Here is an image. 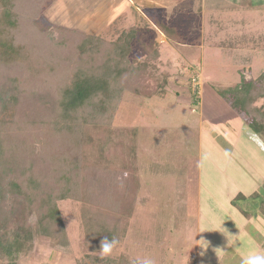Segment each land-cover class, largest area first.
Wrapping results in <instances>:
<instances>
[{"label": "rangeland", "instance_id": "374dc122", "mask_svg": "<svg viewBox=\"0 0 264 264\" xmlns=\"http://www.w3.org/2000/svg\"><path fill=\"white\" fill-rule=\"evenodd\" d=\"M249 1L259 8L232 9L228 0H220L221 11L213 10L212 0H16V10L24 9L21 18L33 14V24L19 29L16 39L40 66L53 53L52 45L75 35L68 31L112 42L120 31L137 26L143 38L154 37L160 55L147 68L151 72L119 78L121 90L107 129L81 125L74 147L91 162L85 183L84 174L44 157L23 152L21 159L7 160L5 155L0 162V264H240L254 250L245 223L264 198L258 180L264 177V139L224 96L264 68V0ZM26 7L34 12L25 13ZM218 15L219 26L213 23ZM154 16L174 26L180 38L167 39ZM249 34L252 39H245ZM140 45L135 43L129 55L133 64L146 60ZM34 74L19 62L0 63L5 100L0 118L8 122L15 143L21 136L12 127L29 124L33 129L22 139L29 138L39 151L40 122L44 114L52 116L55 98ZM163 76L167 80L160 86ZM225 120L241 128L235 145L228 143ZM86 133L91 134L88 143ZM97 138L104 141L100 151L90 149ZM49 147L43 150L56 152ZM32 175L39 195L56 196V222L28 213L24 198L6 189L14 180L26 186ZM69 178L78 183L77 196L64 188L74 185ZM118 188L130 196L127 210L116 219L106 211ZM59 190L67 196L58 198ZM239 193L244 197H236ZM104 216L112 220L107 228L116 229L111 238L118 243L101 258Z\"/></svg>", "mask_w": 264, "mask_h": 264}, {"label": "trees", "instance_id": "16d2710c", "mask_svg": "<svg viewBox=\"0 0 264 264\" xmlns=\"http://www.w3.org/2000/svg\"><path fill=\"white\" fill-rule=\"evenodd\" d=\"M15 3L16 0H0V63L8 65L19 62L20 65H24L28 70L33 71L35 73L34 77L43 80V84L49 87L50 95L55 98V103L52 116L44 114L41 119L43 122H40V134L38 133L37 138L42 143L39 151L31 146L30 142L32 141L29 138L22 139L23 132L27 133L33 129L31 126L32 129L29 128V124L23 123L22 125L19 122V124L16 123L15 127H12V131L18 132L21 136V141L16 138L19 142L15 143L9 136L11 130L10 127L6 126L8 122L6 123L5 118H0V162L5 155L7 160L8 156L21 159L23 152L24 155H37L46 158L50 163L59 164L61 167L68 166L76 173H80L79 175L84 174L85 178L82 182L85 183L87 173H84V171H87L91 162L88 164V162L83 161L84 154L82 153L83 158L80 155L78 156L74 147L78 144L81 125H87L90 131L95 129L92 128L93 123L96 126L99 125L101 130L103 128L107 129L121 90L119 78L121 79L125 74L132 75L135 72L141 73L140 75H143L144 72H151L147 68L160 55L159 45L153 36L149 39L146 36L143 38L144 34L137 26H131L128 30L120 31L112 42H104L92 35L80 36L74 31H68V33L75 34L72 37L79 36L80 40L75 42L72 37L71 39H69L70 37L63 38L60 39V41L64 40L63 42L55 43L56 48L51 44L50 51L53 53L50 56H44L45 63L40 66L37 64L39 62L37 57H34L36 60L29 57L28 46L16 39L19 29H24V26L29 25L27 22L33 24L31 21V15L33 14L28 16L26 14L21 18L20 12L24 9L16 10ZM26 8L25 13L34 12L30 7ZM154 21L158 30L167 39L180 38L174 26L155 16ZM261 41L264 43V36ZM135 43H140V48L146 53V60L143 63L133 64L132 61L128 60ZM38 68L46 70L42 72L37 70ZM48 71L50 72L48 73ZM166 80L167 77L163 76L159 85L162 86L166 83ZM226 93L227 95L224 94V96L227 103L235 111L243 113L246 116L245 122L248 127L264 139V68L256 78L249 80L242 78L239 86H236L233 91L228 90ZM257 101H261V103L257 104ZM0 103V113L3 116L4 110L2 107L5 105V100L1 94ZM98 119H101V122ZM33 126L39 127V122H35ZM90 133L84 135L86 143L89 142ZM93 143L90 149L94 148L96 151H100L104 141L102 138H97ZM68 145L73 147H69V149L66 147ZM46 146H50L49 149H54L56 152H45L43 149ZM20 147L23 149L22 152ZM26 181H29L26 186H22L15 180L9 181L6 189L14 194L21 195L27 204V212L34 211L38 219H44L43 217L46 216L55 219V222L59 220L58 212L55 211L53 203L56 196L51 195L49 192L39 195L36 187L37 182L33 175L29 176ZM67 183H73V179L69 178ZM73 184L71 186L66 185L64 188L68 190L69 194L74 193L77 196L76 186H78V183L74 182ZM117 191V193H114L116 196L114 200L108 198L110 204L106 211V215L116 214V219L119 217V213L122 214L127 210L125 209V206L128 205L126 200L127 196H130V192L126 188L125 190L118 188ZM56 195H58V198L67 196L64 190H59ZM236 197L242 198L244 195L239 193ZM129 200L130 197L128 202ZM102 220L104 237L113 239L111 235L116 233V229L107 228L112 220H108L106 216ZM19 246L20 243L18 242L15 248L18 250Z\"/></svg>", "mask_w": 264, "mask_h": 264}, {"label": "crops", "instance_id": "0c3cea01", "mask_svg": "<svg viewBox=\"0 0 264 264\" xmlns=\"http://www.w3.org/2000/svg\"><path fill=\"white\" fill-rule=\"evenodd\" d=\"M204 1H205V3L207 2V0H204ZM212 1H213V3H211V5H213V4L217 5L218 4L217 6L216 5L214 6L213 10H220L221 11V7L223 6L222 5L223 3H221L220 0H215V1L212 0ZM228 1L230 3L229 8H232V9L235 7L236 8L238 7V8H244V9L247 8V9L252 11V10H255L256 7L259 8V6H257V4H254L249 0H242L244 2L243 4H240L236 0H228ZM262 6L264 7L263 3L261 4L260 7L262 8ZM208 8H210V7H208ZM261 10H263V9H261ZM220 11H218V13ZM231 15H232V11H231ZM215 18L216 19L214 20L213 23H215L216 25L219 26L221 24L220 21H221L222 17H220L218 15V17H215ZM218 28H220V27H218ZM263 36L264 35L261 36V39ZM243 37L245 38L246 36L243 35ZM251 37L249 34L245 39L250 40V39H252ZM262 50L263 51H261V53L263 52V54H264V49H262ZM202 118H204V117L202 116ZM225 122L227 125V128L225 129V133L228 134V136H226L228 143L235 145L234 141L236 140V136L239 134V132H241L240 131L241 128H239L238 125L234 126L235 124L231 120H225ZM239 125H241V123ZM258 180H260V182L262 183V187L264 189V177H262V179L259 178ZM259 212H260V215H259ZM247 216H248V221H247V223H245V229H247V231H246L247 237H249V239L252 240V243L255 244V246L253 245L254 250H250L249 253L255 252V253L264 254V198L260 203L259 210H255L254 212H250L247 214Z\"/></svg>", "mask_w": 264, "mask_h": 264}, {"label": "clouds", "instance_id": "9594fccd", "mask_svg": "<svg viewBox=\"0 0 264 264\" xmlns=\"http://www.w3.org/2000/svg\"><path fill=\"white\" fill-rule=\"evenodd\" d=\"M117 243V240L109 239L108 237L101 239L99 244L100 257H108ZM143 264H152V262L150 260H145L143 261ZM240 264H264V254L249 253L242 257Z\"/></svg>", "mask_w": 264, "mask_h": 264}]
</instances>
